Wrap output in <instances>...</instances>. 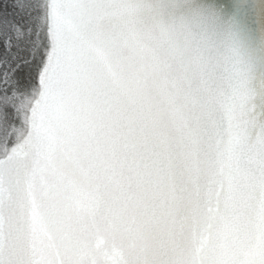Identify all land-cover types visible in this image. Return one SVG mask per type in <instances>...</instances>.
Here are the masks:
<instances>
[{
  "label": "snow or ice",
  "instance_id": "1",
  "mask_svg": "<svg viewBox=\"0 0 264 264\" xmlns=\"http://www.w3.org/2000/svg\"><path fill=\"white\" fill-rule=\"evenodd\" d=\"M0 264H264V0H0Z\"/></svg>",
  "mask_w": 264,
  "mask_h": 264
}]
</instances>
